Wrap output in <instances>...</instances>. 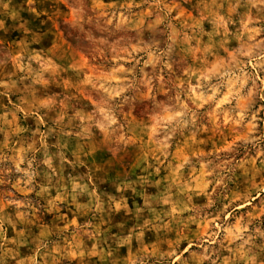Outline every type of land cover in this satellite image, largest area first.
Segmentation results:
<instances>
[{
  "label": "clouds",
  "instance_id": "clouds-1",
  "mask_svg": "<svg viewBox=\"0 0 264 264\" xmlns=\"http://www.w3.org/2000/svg\"><path fill=\"white\" fill-rule=\"evenodd\" d=\"M0 264H264V0H0Z\"/></svg>",
  "mask_w": 264,
  "mask_h": 264
}]
</instances>
